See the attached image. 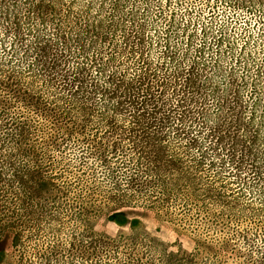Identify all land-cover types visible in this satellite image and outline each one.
I'll list each match as a JSON object with an SVG mask.
<instances>
[{"label":"rangeland","instance_id":"rangeland-1","mask_svg":"<svg viewBox=\"0 0 264 264\" xmlns=\"http://www.w3.org/2000/svg\"><path fill=\"white\" fill-rule=\"evenodd\" d=\"M60 1L0 0V264H264V0Z\"/></svg>","mask_w":264,"mask_h":264},{"label":"trees","instance_id":"trees-1","mask_svg":"<svg viewBox=\"0 0 264 264\" xmlns=\"http://www.w3.org/2000/svg\"><path fill=\"white\" fill-rule=\"evenodd\" d=\"M43 1H44V3L48 4L47 6H48V8L50 10V14H51L50 17H51L53 22L57 23L58 25H60L62 27L73 28L75 31L79 30L81 32L82 36L91 35V38L89 41L90 44L95 43L94 40H97L98 38H100L101 35L104 36V34H108V32L105 31V29L103 28V25L100 24L99 21H96V19L91 17L89 12L84 11V13H86L85 15H82V16L79 15L78 17H76V18L74 17V19H71L70 14H69L70 9H66V12H67V14H69V16L64 14L65 11L63 13H61L62 9L65 8L64 2H62L60 0H43ZM117 6H118V4H115V7H117ZM42 23L43 24L45 23V19L40 20L39 24H42ZM102 71H103V69H101V72ZM185 179L186 178L182 176V177L174 178L172 180L174 182H176V185L181 186L182 183H185L184 182ZM169 190H172V189H167L166 195H167ZM116 216L126 217V213H120Z\"/></svg>","mask_w":264,"mask_h":264}]
</instances>
